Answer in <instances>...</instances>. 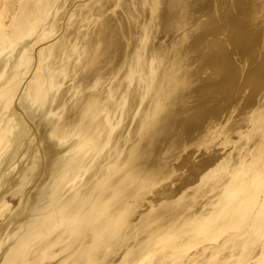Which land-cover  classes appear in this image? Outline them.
Returning a JSON list of instances; mask_svg holds the SVG:
<instances>
[{"label":"bare ground","instance_id":"1","mask_svg":"<svg viewBox=\"0 0 264 264\" xmlns=\"http://www.w3.org/2000/svg\"><path fill=\"white\" fill-rule=\"evenodd\" d=\"M0 264H264V0H0Z\"/></svg>","mask_w":264,"mask_h":264}]
</instances>
